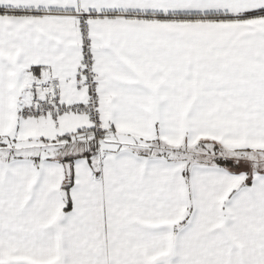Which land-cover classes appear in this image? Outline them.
Instances as JSON below:
<instances>
[{
    "label": "snow or ice",
    "instance_id": "1",
    "mask_svg": "<svg viewBox=\"0 0 264 264\" xmlns=\"http://www.w3.org/2000/svg\"><path fill=\"white\" fill-rule=\"evenodd\" d=\"M0 264H264V0H0Z\"/></svg>",
    "mask_w": 264,
    "mask_h": 264
}]
</instances>
